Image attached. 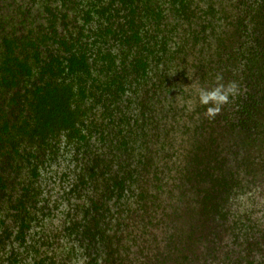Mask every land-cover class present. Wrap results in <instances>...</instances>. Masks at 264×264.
I'll use <instances>...</instances> for the list:
<instances>
[{"label": "rangeland", "instance_id": "374dc122", "mask_svg": "<svg viewBox=\"0 0 264 264\" xmlns=\"http://www.w3.org/2000/svg\"><path fill=\"white\" fill-rule=\"evenodd\" d=\"M21 1L32 8L17 30L47 28L45 6L88 28L77 3ZM188 1L205 20L172 33L176 52L169 3L153 1L167 16L161 42L138 54L145 63L123 95L84 112L83 139L59 134L44 150L19 134L16 152L0 150V264H264V103L257 124L236 117L238 99L262 87L264 0ZM8 103L0 116L14 121Z\"/></svg>", "mask_w": 264, "mask_h": 264}, {"label": "trees", "instance_id": "16d2710c", "mask_svg": "<svg viewBox=\"0 0 264 264\" xmlns=\"http://www.w3.org/2000/svg\"><path fill=\"white\" fill-rule=\"evenodd\" d=\"M7 1L0 0V112H9L13 105H6V102L15 101L20 113L14 121L0 116L2 156L12 153V149L17 151L19 134L26 136L30 143L45 144L40 146L44 150L51 147L47 140L54 141V136L59 134L69 139H83L88 122L84 112L99 101L97 98L109 100L124 94L132 83L133 74L145 63L144 56L138 54H152L153 48L161 42L158 36L167 18L163 15L165 10L157 3L153 4L154 0H63L77 3L88 28L69 29L59 7L55 8L56 12H49L45 6L43 13L48 14L50 24L33 34L25 29L32 6L27 10L25 1L12 0L7 4L12 8L5 10ZM167 2L171 29L169 52H176L180 40L172 33L184 22L188 27H194L205 19L198 14L202 9L193 10L188 0ZM189 14L197 15L191 23L187 20ZM15 16L22 19L19 24L25 28H14ZM254 17L261 18L257 14ZM89 18L96 19L94 26H90ZM113 38L119 41L116 49L108 44ZM133 48L142 50L135 53ZM260 59L255 56L250 60L253 68L259 70ZM259 74L254 86L260 84L262 87L258 91L253 89L257 98L238 99L237 102L236 117L244 124H257V112L264 103L260 101L264 98V66ZM244 112L249 113L243 115ZM243 128L241 126L239 131ZM3 180L0 176V188Z\"/></svg>", "mask_w": 264, "mask_h": 264}, {"label": "clouds", "instance_id": "9594fccd", "mask_svg": "<svg viewBox=\"0 0 264 264\" xmlns=\"http://www.w3.org/2000/svg\"><path fill=\"white\" fill-rule=\"evenodd\" d=\"M219 90L208 92V93H202L201 94V102L204 104L209 103L211 100H215L217 98ZM225 97H221V99H224Z\"/></svg>", "mask_w": 264, "mask_h": 264}]
</instances>
